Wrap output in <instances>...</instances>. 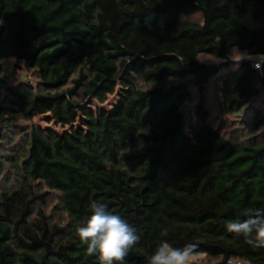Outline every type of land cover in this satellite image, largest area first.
Instances as JSON below:
<instances>
[{"label":"trees","instance_id":"16d2710c","mask_svg":"<svg viewBox=\"0 0 264 264\" xmlns=\"http://www.w3.org/2000/svg\"><path fill=\"white\" fill-rule=\"evenodd\" d=\"M235 50L254 58L231 68ZM11 58L39 87L7 85L21 68L5 66ZM261 58L264 0H0V139L17 117L69 127L17 131L25 145L0 190V264H99L76 235L93 202L138 230L126 264H147L161 240L197 243L218 264H264V248L225 227L245 208L264 210V139L223 136L203 96L226 70L222 107L239 112L264 91V61L253 65ZM188 76L201 97L186 113ZM115 93L111 110L94 108ZM251 124L264 128V106ZM41 184L60 192L67 223L47 213Z\"/></svg>","mask_w":264,"mask_h":264},{"label":"rangeland","instance_id":"374dc122","mask_svg":"<svg viewBox=\"0 0 264 264\" xmlns=\"http://www.w3.org/2000/svg\"><path fill=\"white\" fill-rule=\"evenodd\" d=\"M191 20L200 21V15H195L189 18ZM252 59L254 57L250 56L246 52L235 50L230 57V67L234 68L238 62L242 59ZM201 62L206 64H219L222 60L211 56L209 54H201L199 57ZM263 59V58H262ZM262 59H256L262 60ZM264 61V60H263ZM5 66H12L13 64H19L21 68L15 79H6L7 85H27L30 87H39V79L35 71L32 69H27L23 66V62L16 59H6L4 61ZM263 65V64H262ZM261 65V68H262ZM226 70L222 71V75ZM218 75L210 79L209 83L206 85L203 92L205 105L209 109L210 116L209 122L219 129L223 136L231 139L234 142H256L264 139V128L254 129L251 124V114L257 110L263 108V98L264 91L257 98H254L251 103L236 113L226 112L221 103V93H222V79ZM2 78V77H1ZM187 80L190 83V88L192 91V99L188 101L184 107L185 112L193 111L195 105L201 97V93L198 87L193 83L192 76H188ZM2 96H6V89H1ZM118 94L115 93L110 95L105 103H98L94 101V108L111 110L118 102ZM37 125L45 130H52L56 133H62L68 130V126H62L56 124L53 121H49L45 115L35 116L32 120H25L21 117H17L15 120V126L12 130H7L3 139H0V190L6 187H10L13 184V179L15 174L13 168L10 165L9 157L13 152L20 149L23 150V145H25L24 137L25 135H20L17 131L28 129ZM20 152V151H19ZM41 189L46 192L47 203L45 209L47 213L51 216L54 222H60V224H65L68 222L69 218L67 213L63 210L61 202V194L56 190H52L41 184ZM218 260L207 256L206 254H199L196 256L192 264H218ZM227 264H249L242 260L232 259Z\"/></svg>","mask_w":264,"mask_h":264},{"label":"clouds","instance_id":"9594fccd","mask_svg":"<svg viewBox=\"0 0 264 264\" xmlns=\"http://www.w3.org/2000/svg\"><path fill=\"white\" fill-rule=\"evenodd\" d=\"M107 204L93 202L91 215L77 227L76 235L86 245L89 256H98L99 264H126L129 251L137 245L141 236L125 218L107 210ZM240 217L229 220L225 227L229 233L242 236L245 243L254 248H264V210L245 208ZM162 237L168 235L164 229ZM200 253L197 243L174 247L161 240L149 257L147 264H192Z\"/></svg>","mask_w":264,"mask_h":264},{"label":"built area","instance_id":"2783aa9c","mask_svg":"<svg viewBox=\"0 0 264 264\" xmlns=\"http://www.w3.org/2000/svg\"><path fill=\"white\" fill-rule=\"evenodd\" d=\"M261 59H262V58H261ZM263 60H264V59H262V60H257V61H255V62H253L254 67H255L256 69H260V68H261V65L263 64Z\"/></svg>","mask_w":264,"mask_h":264}]
</instances>
